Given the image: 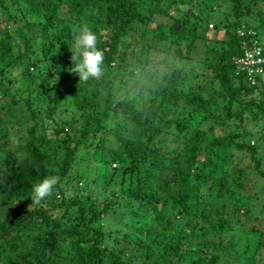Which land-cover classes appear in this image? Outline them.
<instances>
[{"label": "trees", "instance_id": "obj_1", "mask_svg": "<svg viewBox=\"0 0 264 264\" xmlns=\"http://www.w3.org/2000/svg\"><path fill=\"white\" fill-rule=\"evenodd\" d=\"M16 2L12 9L14 3L0 0V99H9L3 82L8 68L21 79V89L10 91L0 109V143L24 135L31 163L17 164L6 146L0 192L28 193L36 176L50 175L43 161L52 154V174L60 182L39 205L29 196L16 201L0 221V264H220L226 256L246 264L254 247L264 246V232L255 242L254 228L245 229L244 237L230 235L226 243L222 238L238 224L240 211L252 214L255 196L245 191L252 175L264 179L263 160L248 140L249 126L257 128L264 118V79L250 85L234 59L253 43L264 56V0ZM160 17L169 25L156 22ZM84 24L105 55L103 76L87 82L70 71L71 28ZM208 41L219 48L201 50ZM172 49L188 61L191 53L207 55L212 93L183 87L174 72L164 73L150 86L159 101L155 106L149 98L143 116L125 98L127 81L137 68L145 72L153 55ZM67 105L74 113L55 121L56 111ZM174 109L179 111L168 117ZM48 125L53 137L45 133ZM207 132L215 134L204 144ZM50 144L55 151L42 152ZM96 152L102 164L118 168L93 197L88 177L72 171L77 160L87 163ZM203 194L215 202L202 203ZM196 237L201 252L189 248Z\"/></svg>", "mask_w": 264, "mask_h": 264}, {"label": "rangeland", "instance_id": "obj_2", "mask_svg": "<svg viewBox=\"0 0 264 264\" xmlns=\"http://www.w3.org/2000/svg\"><path fill=\"white\" fill-rule=\"evenodd\" d=\"M10 1L14 3V6L11 8L16 9L17 2L15 3V0H10ZM0 20H2V18H0ZM155 20L156 22H162L166 25H169L170 23V21H168L167 19L163 17L156 18ZM217 38L219 39L220 37H217ZM18 43H19L18 41H15V40L12 41V47H13L12 51L14 55H17L20 53V47ZM219 46H220L219 44H216L212 41H208L206 42V47H204V45L201 44L200 49L203 50L204 48H213V47L219 48ZM173 49L170 50L168 53L162 52V53L153 55L152 56V58L154 59L153 62H150V63L148 62L144 66L145 72L140 73L137 68L134 72V77L131 80L127 81L128 82L127 93H125L127 94V96H125V98L133 99V102L135 103L136 108L142 109L143 116L147 114V112H149L147 108L148 105H150L149 98L154 99L153 101L154 105L157 104L159 101V96L154 93V91L150 88V86L155 87L152 84L153 81L160 79V77L164 73H170L171 71L174 72V74L178 77V79H182L181 81H183V85H184L183 87L198 85L200 86L201 89L206 88L208 93H212V89L209 88L212 82L210 80V77L208 76L209 72L205 68L206 62L208 63L210 60L209 58L207 59L206 57L207 55L201 52L191 53L190 54L191 60L188 61V58L184 57L180 59L176 55H173L174 54ZM5 61H8L7 57H5ZM70 61L73 62L72 59ZM1 66H2V63L0 64V67ZM3 75H5L3 82L6 87H9L11 92H13V89L19 88L21 79H20V75L17 69H14L12 67L8 68L6 70V73H3ZM150 76L152 77L149 78ZM262 78L264 79V75H262ZM115 82L117 83V81ZM116 83L114 84L115 87H117ZM5 86H2V87H5ZM195 90L199 91L198 88H196ZM10 91L8 94L9 99L12 94ZM214 96L217 99V101H220V98H217L216 95ZM9 99L8 98L0 99L1 112L4 111L2 108V105H5L6 101H9ZM154 105L152 106V108L155 109L156 105L155 106ZM69 106L71 105L59 107V109L56 111V113L53 116V118H55L54 120L58 122H63L64 118L60 117V115L68 116V117L72 115L74 113L73 108ZM14 108L15 109L17 108L18 110L19 108L21 109V107L19 106H14ZM178 111L179 110L177 109L169 111L167 113L169 115L168 117H170L173 113H177ZM75 114L78 115L77 112H75ZM3 116H5L4 113H3ZM247 119L248 118H246L244 122H247ZM2 120L4 121L3 118ZM83 123L84 122L80 120V122L77 123L75 126H78ZM230 125L232 128L234 127V123ZM15 126L17 127V124H15ZM67 130L70 131L71 129L67 127L66 129H64V132H66ZM248 130L250 132L249 139H248L250 141L249 143L251 145L256 146V149L260 157L263 160V166H264V118H263V121H260L258 123L257 128L250 129V126H249ZM215 132L221 133L219 129H217ZM45 133L46 135L52 136L51 125H48L46 127ZM213 134H211L210 132H207L206 134L207 138L204 141V144L208 141V139H211V137H213ZM24 137H25L24 135L23 136L19 135V137L16 136L15 138L11 139V142L13 143H10L6 146H7V149L14 152L16 156V159H15L16 163L19 164L20 166L23 165L27 167L31 163V154L23 147ZM93 142L95 143V140ZM6 146H4L3 143L2 144L0 143V162L4 161V158H3L4 154L2 151H5ZM49 148L50 149L41 148V150L45 154L47 153L49 154L55 151L54 145L50 144ZM59 153L60 152H57L55 156H57ZM97 154H98L97 152L94 153L93 156L88 158V162L87 163L85 162L84 164L80 163L79 160H77L75 163V169H73L72 171V174L82 176V180L85 179L83 178L84 176L88 177L93 187L86 186V189H88L87 193H90L92 191L91 193L93 197L98 194L96 186H99L100 183L103 182V179H105L107 176H109V174H111V171H110L111 169L118 168L117 164L111 163L109 166L106 164H102L100 161V155L99 154L97 155ZM54 161H55V158L53 154L43 161L50 175H53L52 174L53 170L51 168L54 167V164H53ZM245 162L246 160L244 161V163ZM69 179H70L69 176L63 178L64 182L68 181ZM40 181H42V179L36 176V179L32 180V185ZM127 182H128V179L127 177H125L122 183L124 185H127ZM69 185H72V181L70 182ZM246 188L247 189L245 191L247 192V194L255 196L252 201L253 205L251 206L252 214L250 216H246L242 214V211H240L238 213V217H236L237 218L236 220H238V224L232 226L231 232L227 233L222 238L223 243H226L228 241V239L230 238V235H235V236L242 235L244 237L245 229L254 228L255 230H257L256 233L251 234L252 238L254 239V242L255 240L257 241L258 232L259 231L264 232V179H261L257 176L252 175V182L249 185H247ZM31 192L32 190H30L28 193H21V190L18 193L0 192V221L5 220L9 217L10 212L12 211V208H13V204L15 205L16 201L24 200L27 196L31 197ZM208 201H210L211 203H214L215 202L214 196L212 197L211 195L208 196L207 194H203L202 203L206 204ZM119 227L122 229L124 228V226L121 224ZM125 231H127V233H130L132 232V229L131 228L128 229L127 227H125ZM112 234L114 233L112 232ZM119 238H121V235L118 236V239ZM192 241L193 242L192 244L189 245V248L192 251L195 250L197 252L199 251L201 252L202 247H200L197 244V242H199L200 240L196 237ZM224 259L223 261L222 260L220 261V264H236L234 259L231 256H226V258ZM242 263L264 264V246L263 247L258 246L257 249H255L254 247V254H252L251 256H248V258H245V260Z\"/></svg>", "mask_w": 264, "mask_h": 264}, {"label": "clouds", "instance_id": "obj_3", "mask_svg": "<svg viewBox=\"0 0 264 264\" xmlns=\"http://www.w3.org/2000/svg\"><path fill=\"white\" fill-rule=\"evenodd\" d=\"M72 73L79 76L81 81L99 80L104 74V51L97 47L99 37L87 25H76L71 28ZM60 182L58 175H49L32 187V205H39L53 195L55 186ZM31 205V206H32ZM30 206V207H31Z\"/></svg>", "mask_w": 264, "mask_h": 264}, {"label": "built area", "instance_id": "obj_4", "mask_svg": "<svg viewBox=\"0 0 264 264\" xmlns=\"http://www.w3.org/2000/svg\"><path fill=\"white\" fill-rule=\"evenodd\" d=\"M234 64L236 70L243 72L252 86H255L264 74V56L256 43L245 49L242 56L235 58Z\"/></svg>", "mask_w": 264, "mask_h": 264}]
</instances>
